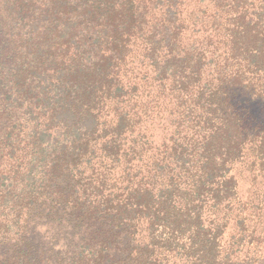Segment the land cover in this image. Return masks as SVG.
<instances>
[{
	"label": "trees",
	"instance_id": "1",
	"mask_svg": "<svg viewBox=\"0 0 264 264\" xmlns=\"http://www.w3.org/2000/svg\"><path fill=\"white\" fill-rule=\"evenodd\" d=\"M42 218L66 264H264V0H0V264Z\"/></svg>",
	"mask_w": 264,
	"mask_h": 264
},
{
	"label": "rangeland",
	"instance_id": "2",
	"mask_svg": "<svg viewBox=\"0 0 264 264\" xmlns=\"http://www.w3.org/2000/svg\"><path fill=\"white\" fill-rule=\"evenodd\" d=\"M257 108L253 106L255 112ZM245 185L242 184L243 189ZM75 228L54 219L42 218L33 221L30 229L32 256L31 264H66L78 250L75 241ZM31 257V260H33Z\"/></svg>",
	"mask_w": 264,
	"mask_h": 264
}]
</instances>
